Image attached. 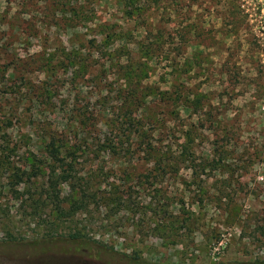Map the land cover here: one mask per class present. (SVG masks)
<instances>
[{"label":"rangeland","instance_id":"rangeland-1","mask_svg":"<svg viewBox=\"0 0 264 264\" xmlns=\"http://www.w3.org/2000/svg\"><path fill=\"white\" fill-rule=\"evenodd\" d=\"M237 1L0 0V264H264V12Z\"/></svg>","mask_w":264,"mask_h":264},{"label":"trees","instance_id":"trees-1","mask_svg":"<svg viewBox=\"0 0 264 264\" xmlns=\"http://www.w3.org/2000/svg\"><path fill=\"white\" fill-rule=\"evenodd\" d=\"M54 140V137H52L51 138V142ZM59 155V154H58ZM57 155H53V159L54 160H58V161H63V159H61L60 157H56ZM212 162H213V160H211ZM208 165H205L203 168H206ZM55 169H54V167L50 170V174L48 175V182L49 183H54V180L57 178V176L55 175ZM56 183V182H55ZM54 185V184H53ZM54 188H55V186H54ZM55 191V192H54ZM53 191V201H54V204H55V206L57 207V209L58 210H61L60 209V206H59V204H60V201H59V193L56 191V190H54ZM73 237H75V236H77V235H72Z\"/></svg>","mask_w":264,"mask_h":264},{"label":"flooded vegetation","instance_id":"flooded-vegetation-1","mask_svg":"<svg viewBox=\"0 0 264 264\" xmlns=\"http://www.w3.org/2000/svg\"><path fill=\"white\" fill-rule=\"evenodd\" d=\"M228 1H230V0H228ZM244 1H245L244 3H242L241 0H238L237 2L241 5V7H242L245 11H249V9H250L249 5H252L253 0H244ZM260 1H263V0H260ZM246 6H247V7H246ZM255 6H256L257 8H259V10L262 11L263 7H260V6H257V5H255ZM252 9H253V7H252Z\"/></svg>","mask_w":264,"mask_h":264},{"label":"built area","instance_id":"built-area-1","mask_svg":"<svg viewBox=\"0 0 264 264\" xmlns=\"http://www.w3.org/2000/svg\"><path fill=\"white\" fill-rule=\"evenodd\" d=\"M243 2H245L244 0H242ZM254 6L257 5V6H260V7H263L262 11L260 10V12H264V0L263 1H260V0H253V3H252ZM256 7V6H255ZM257 8V7H256ZM259 9V8H257ZM261 16V15H260Z\"/></svg>","mask_w":264,"mask_h":264}]
</instances>
